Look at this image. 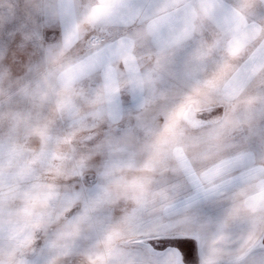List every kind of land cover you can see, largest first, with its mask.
I'll return each instance as SVG.
<instances>
[{
	"label": "rangeland",
	"instance_id": "obj_1",
	"mask_svg": "<svg viewBox=\"0 0 264 264\" xmlns=\"http://www.w3.org/2000/svg\"><path fill=\"white\" fill-rule=\"evenodd\" d=\"M97 3L0 0V264H144L148 241L161 237L191 240L194 264H206L213 248L221 250L218 264H235L249 233L264 235V210L221 224L233 199L255 196L259 181L218 193L198 222L182 224L158 195L173 182L174 158L166 149L155 159L152 145L170 114L190 110L177 125L187 137L201 113L223 107L253 116L233 143L264 166V66L230 102L217 91L264 52V0H150L134 22L91 24L86 14ZM121 36L132 40L127 64L117 58L107 69L65 78L97 45ZM141 179L148 182L143 227L129 231L124 222L140 205L127 186ZM169 251L173 264H183ZM262 254L258 247L249 264Z\"/></svg>",
	"mask_w": 264,
	"mask_h": 264
},
{
	"label": "snow or ice",
	"instance_id": "obj_2",
	"mask_svg": "<svg viewBox=\"0 0 264 264\" xmlns=\"http://www.w3.org/2000/svg\"><path fill=\"white\" fill-rule=\"evenodd\" d=\"M145 6L153 7L150 0H98V3L87 11L86 20L91 24H108L118 18L126 17L134 22L145 12ZM59 35L60 33H57V36ZM74 36L75 33H69L66 43L70 42ZM131 44V38L124 36L112 42L101 43L90 54L69 67L64 76L70 82L76 76L101 68L107 69L117 58L123 59L127 64L132 59L129 55ZM239 46L240 42L237 41L236 49L233 51L238 50ZM258 64L264 66V52L254 59L251 66L242 64L232 79L224 82L217 91L230 102L233 94ZM129 75L134 81L139 79L134 71H130ZM105 81L106 95L111 96L114 91L115 77L110 70L106 71ZM189 115V109H181L179 112L170 114L167 124L152 145L155 159H159L166 149L174 158L171 165L173 182L158 193L165 204V211L180 217L182 224L198 222L200 214L207 212L206 202L212 197L230 190L237 191L251 180L259 181V191L242 203L233 199L232 206L227 210V219L221 224V228L227 225L228 220L239 219L243 212L264 210V166H257L254 153L233 143V133L241 129L243 124H248L250 127L253 116L249 113L241 119L233 111H227L223 107L211 108L206 116L201 113L194 121L197 131L183 137L177 126L178 121L182 118L187 119ZM153 165L154 161H149L145 164V168L150 169ZM237 172L239 175H235ZM147 183L146 179H141L127 186L133 193L138 194L140 205L124 222V226L129 231H136L143 227L139 214L144 212L148 203ZM99 199L101 198L98 197ZM261 220L264 221V217H261ZM179 226L181 225H177ZM119 235H121L119 230L110 234L107 237V245L110 247L114 238ZM221 239L224 237L222 236ZM191 243V240L181 237L149 240L144 264H173V257L169 251L173 248L181 254L183 264H194L188 248ZM258 247L264 248V235L257 238L254 232H250L235 251V264H249V259L256 254ZM220 256V249H211L207 255L206 264H218ZM258 264H264V254Z\"/></svg>",
	"mask_w": 264,
	"mask_h": 264
}]
</instances>
